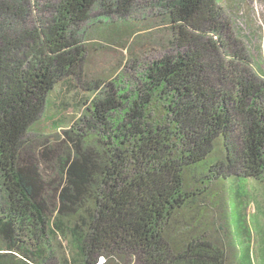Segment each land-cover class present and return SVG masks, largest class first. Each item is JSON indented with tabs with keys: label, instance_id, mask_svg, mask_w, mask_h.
<instances>
[{
	"label": "trees",
	"instance_id": "16d2710c",
	"mask_svg": "<svg viewBox=\"0 0 264 264\" xmlns=\"http://www.w3.org/2000/svg\"><path fill=\"white\" fill-rule=\"evenodd\" d=\"M136 3L57 0L26 33H0V264H229L228 246L203 231L213 207L226 206L224 184L236 212L245 203L234 213L244 229L234 233L246 244L248 184L264 186V82L226 52L220 0L159 1L177 53L149 64L136 87L114 75L103 88L81 85L83 119L56 151L67 154L60 180L31 152L27 135L51 95L80 81L84 25L121 36L112 17ZM98 6L105 13L95 19ZM207 24L217 39L203 47L222 60L199 48ZM244 257L252 261L250 246Z\"/></svg>",
	"mask_w": 264,
	"mask_h": 264
},
{
	"label": "rangeland",
	"instance_id": "374dc122",
	"mask_svg": "<svg viewBox=\"0 0 264 264\" xmlns=\"http://www.w3.org/2000/svg\"><path fill=\"white\" fill-rule=\"evenodd\" d=\"M56 1L2 0L3 3L12 5L15 12L0 6V10H3L0 11V33L17 36L26 33L25 28L34 22L35 17L43 16L46 12L45 6ZM159 1L161 0H137L136 7L131 9L126 18L113 15L111 24L120 26L123 32L121 36L110 33L104 36L106 38L104 39L90 22L82 28L80 39L84 48L85 63L80 81L77 80L80 86L77 82L70 85L60 84L50 97V105L45 108L38 123L27 135L31 140V152L40 161L50 180H60L63 175L58 158L59 160L65 158L67 154L56 155V151L66 149L64 132L72 126H79L80 120L83 119L84 106L80 100L78 101L79 93L82 91L81 85L89 88L93 84L95 86L99 84L103 88V81L114 75V78L118 77L116 79L119 80L133 81L136 87L139 73L145 71L149 64L161 60L165 55L176 54L179 50L177 45L179 41L173 42L171 38L170 22L166 16L158 15L159 11L164 10L155 5ZM152 5L155 6L153 10L148 7ZM220 6L222 9L220 15L215 18V23L226 45V52L234 59L233 65L249 70L256 81L264 82V3L261 0H220ZM103 13L104 8L98 6L93 10L92 16L97 19L100 15L101 18ZM45 16L46 13L43 17ZM202 29L200 38L203 42L201 41L199 48L203 52L209 51L210 57L213 55L212 48L209 45L203 47L207 42L205 37L209 40L217 38L210 37L213 35L209 30V24ZM213 56L222 60L226 55L218 53ZM124 72L128 74L126 78L123 76ZM106 75L107 77H104ZM47 146L50 147L49 150ZM244 185L245 183L238 187L242 192ZM226 186V184L218 186L226 206L213 207L214 209L207 215L208 218L204 219L207 227L203 231L206 237L217 242L221 248L228 246L229 264H238L239 259L242 264L246 262L264 264V186L255 180L248 184L253 199L245 210L249 215L247 229L249 238L242 246L240 244L244 242L243 236L235 234L234 229L236 227L244 229L243 222L241 224L235 217L236 211L228 201L229 191ZM201 204L204 205L205 202L201 201ZM244 204L240 206L237 214L243 213ZM248 246L252 261L244 259ZM61 252L59 250V253Z\"/></svg>",
	"mask_w": 264,
	"mask_h": 264
}]
</instances>
